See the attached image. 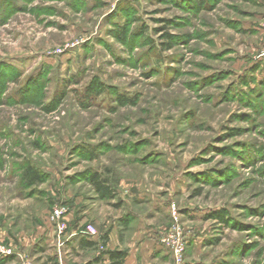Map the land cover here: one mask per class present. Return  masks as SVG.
Instances as JSON below:
<instances>
[{"label":"rangeland","instance_id":"1","mask_svg":"<svg viewBox=\"0 0 264 264\" xmlns=\"http://www.w3.org/2000/svg\"><path fill=\"white\" fill-rule=\"evenodd\" d=\"M172 209L185 264H264V0H0L5 264H86L113 230L128 253Z\"/></svg>","mask_w":264,"mask_h":264},{"label":"crops","instance_id":"2","mask_svg":"<svg viewBox=\"0 0 264 264\" xmlns=\"http://www.w3.org/2000/svg\"><path fill=\"white\" fill-rule=\"evenodd\" d=\"M152 210H164V213L167 215H171V210L169 206L163 203V201L158 199H153L151 204ZM195 214L194 212H189V215ZM206 216V215H205ZM204 216V217H205ZM202 215H196L193 218L198 219L201 218ZM208 219V218H206ZM169 224V222H168ZM168 224H156V225H147L146 222L141 220L139 228L136 233L132 236L133 242L130 244V249L123 260L122 264H150L149 259H155L157 257H169L170 255L165 251V249L161 246L159 242V237L161 234V231L165 229ZM95 225V224H94ZM162 229V230H161ZM78 239L85 238L84 232H79ZM108 239L105 244V249H121L122 245L119 243V238L117 236V233L115 231H111L108 233ZM77 239V240H78ZM96 241V239H93ZM199 240V236H196L193 238V242H197ZM100 253V252H99ZM11 257H7L1 261L2 264H5L9 262ZM103 263H107L109 256L108 254L103 255ZM63 264V263H60Z\"/></svg>","mask_w":264,"mask_h":264},{"label":"trees","instance_id":"3","mask_svg":"<svg viewBox=\"0 0 264 264\" xmlns=\"http://www.w3.org/2000/svg\"><path fill=\"white\" fill-rule=\"evenodd\" d=\"M96 86L100 87V84L97 83ZM118 99L121 102L131 101V99L125 98L123 96H118ZM24 176L26 178L28 177L31 181L39 180L37 173L35 171H31L29 167H27L25 169ZM88 180L92 183L93 188L99 193V195H101L102 198H113L114 197V193L112 192L111 188L108 185H106L104 183V180L99 175H97L96 173L91 174L90 177L88 178ZM205 218H213V219L217 220V222H221V223H225V224H227V220H228L227 212L225 209L213 210V211L209 212L205 216ZM100 239H101V242L105 246L106 241H107V234L104 233L103 235H101ZM78 246H79V248L97 249L98 248V241L90 240V239H87L85 237V238H81L79 240ZM104 254H108V256H109L108 262L105 264H122L123 260L125 259V257L127 256L128 253L124 249H114V250L102 249V251H100L99 255L95 256L92 261H90L86 264H104L103 263V261H104L103 255ZM3 259H5V258H0V264H2L1 261Z\"/></svg>","mask_w":264,"mask_h":264},{"label":"built area","instance_id":"4","mask_svg":"<svg viewBox=\"0 0 264 264\" xmlns=\"http://www.w3.org/2000/svg\"><path fill=\"white\" fill-rule=\"evenodd\" d=\"M172 210V215L175 219V222L161 231L159 242L165 251L170 255L172 264H185L184 254L186 248V238L184 236L182 227L177 222L176 211L175 209ZM56 225L59 232L64 231L66 227L65 224L61 222H56ZM84 235L87 239H96L98 236V229L94 224H89L84 230ZM12 254H14V251L0 242V258L9 257ZM21 264L32 263L27 260H21Z\"/></svg>","mask_w":264,"mask_h":264}]
</instances>
